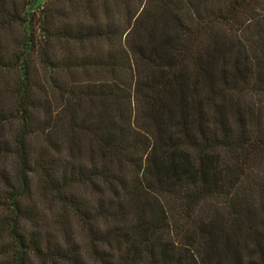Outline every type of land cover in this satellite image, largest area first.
Returning a JSON list of instances; mask_svg holds the SVG:
<instances>
[{
  "label": "trees",
  "instance_id": "trees-1",
  "mask_svg": "<svg viewBox=\"0 0 264 264\" xmlns=\"http://www.w3.org/2000/svg\"><path fill=\"white\" fill-rule=\"evenodd\" d=\"M22 11L0 0V264H264V0Z\"/></svg>",
  "mask_w": 264,
  "mask_h": 264
},
{
  "label": "rangeland",
  "instance_id": "rangeland-1",
  "mask_svg": "<svg viewBox=\"0 0 264 264\" xmlns=\"http://www.w3.org/2000/svg\"><path fill=\"white\" fill-rule=\"evenodd\" d=\"M8 2H19V11L23 9L22 14L23 16L27 17V19L31 18L32 14H35V17L37 14L41 11V9L44 7L47 0H7ZM17 31L20 33L22 32V28L17 29Z\"/></svg>",
  "mask_w": 264,
  "mask_h": 264
}]
</instances>
